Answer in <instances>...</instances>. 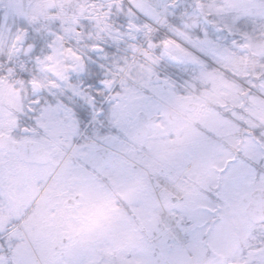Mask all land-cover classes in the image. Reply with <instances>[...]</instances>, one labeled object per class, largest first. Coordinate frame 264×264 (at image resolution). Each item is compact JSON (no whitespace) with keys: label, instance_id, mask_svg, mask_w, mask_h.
Returning <instances> with one entry per match:
<instances>
[{"label":"flooded vegetation","instance_id":"flooded-vegetation-1","mask_svg":"<svg viewBox=\"0 0 264 264\" xmlns=\"http://www.w3.org/2000/svg\"><path fill=\"white\" fill-rule=\"evenodd\" d=\"M222 5L223 33L248 54L249 65L252 55L256 56L264 73V0H234L233 3L223 0ZM158 68L162 73L161 66ZM1 69L4 67L0 66ZM240 76L261 75L249 72ZM33 87H29L27 79H20L18 71L0 75V261L70 264L61 262L62 257L80 254V233H97L100 220L115 224L116 217H127L131 230L125 237L115 236L107 250L100 252L110 264H257V258L264 252V221L249 218L246 207L254 191L264 188V183L251 184L249 193L241 196L240 205L232 200L238 191L237 185L223 184L225 175L234 169L230 165L244 160L252 161L257 180L264 179V119H251L252 113L260 116L264 110L252 104L250 112L248 105L225 103L215 112L228 111L236 119L223 115L222 120L197 119L205 116L199 115L198 94L193 92L196 107L189 110L190 102L186 103L193 119L180 121L177 114H183L171 106L167 119L161 114L157 122L148 125L145 134H140L135 121L133 138L145 137L157 143L158 158L154 160L140 148L146 166L138 168V164L129 162L137 171L136 175L132 172L135 182L128 180V186L119 188L113 146L122 140L139 149L132 136L126 137L116 130L95 136L96 123H92L90 128L84 126L93 135L88 141L82 140L85 145L76 144L82 132L68 149V142L57 143L49 133L40 134L39 128L21 131L25 126L33 129V122L28 118L31 114H25L28 100L33 98ZM11 95L19 102H8L7 97ZM226 124L237 128L227 136L237 147H226L232 157L228 156L221 167L213 168L207 159L197 160L196 154L194 157L201 166L197 171L192 168L191 158L182 165L177 163L176 157L180 158L181 153L193 157L189 151L190 136L184 135L186 125ZM58 136L63 139L64 132ZM43 138L46 143H40ZM185 142V150L181 152ZM39 147L46 149L47 161L33 158ZM250 150L256 151L253 159ZM94 181L104 193L89 206L91 216L86 218L82 215L88 208L86 186ZM122 187L129 189L122 190ZM133 202L151 209L135 215L131 208ZM163 211L172 215L178 231L164 222ZM221 225L225 231L222 239L216 235V232L220 235Z\"/></svg>","mask_w":264,"mask_h":264},{"label":"rangeland","instance_id":"rangeland-1","mask_svg":"<svg viewBox=\"0 0 264 264\" xmlns=\"http://www.w3.org/2000/svg\"><path fill=\"white\" fill-rule=\"evenodd\" d=\"M83 1L84 0L60 1V5H63L64 7V10L61 9V13L64 14L66 11L71 13L67 15V19H65V17L63 18L64 22L71 23L74 16L82 8L80 3ZM222 1L223 0H175V3L178 4L179 7L184 8L182 11L184 15H187L189 18H197L201 23H208L213 30V34L209 33L206 28H203L202 34L200 36H192L182 28H177L176 30L174 29V31H171L173 35L171 36V39H167L166 43H164L162 49L163 54H161L160 57L163 59L166 65L173 67L181 74L186 75L185 79L179 80L175 78L177 80V87L175 86L173 89L165 90L160 85L153 82L152 78L155 74L153 64L156 62L154 56H148L150 63H140L138 67H134L135 71H133L131 74L127 73L128 70L125 71V67L129 62L120 70L114 69L116 70V86L120 85V88L119 91L114 89L112 94H110L112 98L108 99L112 100L114 96L116 97L111 108V114H109V105L104 104L105 115L100 121L94 120L97 128L95 136L102 135L104 133L110 132L111 130H116L126 137L130 135L133 138L132 133L134 130L137 113L141 109H144L148 114L162 113L164 114L163 119L165 120L167 119V114L171 111V106H173L183 114H177V119L180 121H183L184 119H193L192 114L188 112L186 107V103L193 99L191 96V81L200 83L201 86L200 90H197V99L198 103L200 104L199 115H203L205 117L202 118L198 116L197 119H225L215 112L216 108L214 104L218 103H234L235 105L245 103L248 104V106L253 104L255 107L260 108V110H264V95H260L258 94L259 92L257 93L256 90L250 88L254 81V88L257 90L260 89L264 94V73L261 71L262 64L258 63V58L256 56L252 55V60H250L251 64H253V75H261L256 76V80L251 78L248 80H242V82L239 84H235L231 81L225 80L222 77L225 68L229 70V67L231 66L230 61L234 54L241 53L244 57L248 56V54L243 53L242 49L237 47V45H234V47L232 44H235L236 41L227 40V37L221 30L224 11ZM233 2L234 0H230V3ZM1 5L4 8V11L3 19L0 24V31L1 28L4 30L2 31V34L0 33V54L11 57L12 61L19 63L22 59V54L24 53V48H21L19 53L15 52V48L19 45L14 39V34L17 32V25L19 24V21L23 18L25 21L32 22L35 27L40 29L41 36H46L45 30L47 29L43 25L42 21H44L45 24H51V26L56 25V22L52 23L49 20H46V16L43 12H40L39 15L35 17L31 16L28 13L27 5L17 0L4 1ZM162 16L163 13L160 14L159 19H161ZM5 17H7V24L3 23ZM82 22L85 24L88 23L89 25L86 33L95 31L93 23H90L88 20H82ZM82 22L80 20L81 24ZM8 25L12 26L11 32H8L7 30ZM156 25L157 24L151 25L148 28V31H150ZM146 35V31L143 34L138 33L137 40L142 37L141 41H144ZM47 39L50 38L47 37ZM68 42L72 43L70 39ZM165 48L178 50L182 54H189V61H194L196 68L193 66L185 67L184 63L182 62L176 63L173 60L170 61L167 56L168 54H165L164 52ZM146 54H149V50L146 51ZM189 63L186 65H189ZM190 68H194L195 72H192ZM52 70L55 71V68ZM123 72L126 74V76L123 75ZM44 77V73L35 72L33 75L34 79L41 82L43 81ZM143 88H145V90H143ZM247 91H250V93L247 94ZM150 93H153L155 97L151 96ZM239 93L240 97L237 96ZM242 95L245 97V100H242ZM7 101L11 103L19 102L17 97L12 95L7 97ZM102 103V100L97 102V106ZM250 112H252L251 107ZM259 114L260 116H254L252 113L253 118L251 117V119H264V112L261 111ZM180 125L183 126L184 124L180 123ZM39 129L41 130L40 134L45 135V133H49L57 143L61 141L68 142V149L71 148L80 133L83 132L81 138H79L78 142L76 143L77 145L83 144L84 146L85 144L83 141H88L87 136H90L86 130H83L84 128H81V130L77 132L74 122H69L68 124L58 128H48L42 124ZM180 129L182 130L184 128L181 127ZM185 129L186 133H184V135L190 136V140L192 141L189 151L193 153V157H191V155L181 153L180 158L176 157V160L178 164L182 165L185 160H189L191 158V161H193L192 164H194L192 168H195L196 171L198 170L197 168H201V166L198 165V159H203V161L205 159L209 160L212 164V167L214 168L216 166L221 167L228 156L232 157V153L227 151V146L224 145L223 142H228L229 146L237 147V143L234 140L227 138V136L233 133V131H235L237 128H233L227 124L226 126H207L206 128L197 126L188 127L186 125ZM208 131H211L214 136L217 135L219 138H223L221 140H205L204 138L208 137ZM59 132H64L65 137L63 139L58 136ZM133 140H135L133 141L134 145H137L139 149H136L135 146H130L122 140L113 146L116 150L115 155L113 156L116 158L114 161V167L116 172V183L119 185V188L121 185L125 184L128 186L130 180L135 182L134 177H136L135 175L137 174V171L133 170L134 166L129 164V162L132 164H138V166H136L138 168L146 166V160L143 157V152L140 150V148L149 152L153 156L154 160L158 158L157 143H153L145 137H140L138 140L133 138ZM40 143H46L44 142V138L42 141H40ZM185 146L186 142L183 146H181V152L185 150ZM195 154L197 160L194 157ZM250 154V157L253 159L256 151L250 150ZM256 156L257 155L254 157ZM189 165L190 164H187L186 166ZM204 166L205 165L203 164L202 167ZM231 167L234 169L229 175H225L223 185H229L230 187L232 184L237 185L238 191L234 192L235 197L233 196L232 200L234 204L238 202L240 205L242 203L241 196L249 193L251 184L264 183V179L260 181L256 179V173L252 168V161L244 160L241 162H236L232 164ZM132 172H134L135 175H132ZM86 189L88 191V195H86L85 198L88 200V208L87 211L82 215L87 218L91 216V209L89 206L93 201H98L101 199L104 192L95 181L88 184ZM121 189L128 190L129 188L122 187ZM138 205V202H133L131 207L132 210L136 212L135 215L140 216L142 211L147 212L148 209H151L144 206L139 207ZM102 221L103 220H100L98 223L100 228L95 230L97 233L92 231L80 233V254L72 253V256L70 257L63 256L61 262L70 264H110L111 261H109L107 258H102L103 255L101 256L100 252L107 250V246H109L111 242L113 243L115 236H126L127 231L131 230V225L128 223L130 219H127V217H116L114 219L115 224H108V222L102 223ZM218 232L220 235L217 232L216 235L222 239L225 236V231L222 225L219 227ZM76 260L80 261L77 262Z\"/></svg>","mask_w":264,"mask_h":264},{"label":"snow or ice","instance_id":"snow-or-ice-1","mask_svg":"<svg viewBox=\"0 0 264 264\" xmlns=\"http://www.w3.org/2000/svg\"><path fill=\"white\" fill-rule=\"evenodd\" d=\"M181 11L175 0H163V3H157V0H120L119 4L93 2L81 8L68 26L56 12H49L46 19L52 23L59 21L58 30L47 28L46 36L50 37L47 39L40 37L39 28H33V40L26 47L23 41L28 37L31 25L23 26L26 21H22L14 34L19 45L15 52L19 53L24 48V54L31 58L35 71L44 73L45 77L42 82L38 81L28 71L20 76V79L27 78L29 87L34 85L33 98L28 100L25 113L31 114L28 118L33 122V129L25 126L21 131H34L42 124L48 128H58L74 122L79 132L81 124L90 128L94 120H101L105 115L104 104L109 105L111 114L116 97L104 100L99 106L97 99L103 100L105 94L116 86L114 69L123 67L120 63L122 58L117 54L134 51L137 34H143L151 25L157 24L161 13L167 20L178 16ZM114 14H117L115 23L111 20ZM80 20L93 23L95 31L84 33ZM3 23L7 24V17ZM11 28L8 25V32H11ZM159 30L157 28V32ZM69 39L72 43L68 42ZM167 39H171V36L159 40L151 38L150 44L160 46ZM2 62L8 68L0 70V75L6 76L9 71H16L8 56ZM163 79L158 76V80ZM0 264H7V261H0ZM257 264H264V252L257 258Z\"/></svg>","mask_w":264,"mask_h":264},{"label":"water","instance_id":"water-1","mask_svg":"<svg viewBox=\"0 0 264 264\" xmlns=\"http://www.w3.org/2000/svg\"><path fill=\"white\" fill-rule=\"evenodd\" d=\"M133 2H139V0H133ZM53 1L51 0H45L43 2V7L45 9H49L53 7ZM160 77V76H159ZM163 78V77H162ZM155 81H164L165 83H168L172 86V84L169 82L167 78H164L163 80H158V76H156ZM192 108V107H191ZM158 115H155L153 117L147 118V114L144 111H141L138 116V122L137 127L141 128L140 133H144L146 131V120L154 121ZM33 158L37 161H46L48 159V153L43 148H38L34 151ZM247 215L255 220V221H264V189H258L255 190L253 194V200L250 202L249 206L246 209Z\"/></svg>","mask_w":264,"mask_h":264},{"label":"trees","instance_id":"trees-1","mask_svg":"<svg viewBox=\"0 0 264 264\" xmlns=\"http://www.w3.org/2000/svg\"><path fill=\"white\" fill-rule=\"evenodd\" d=\"M2 8H0V21H1V14H2ZM111 20L113 23H115V21L117 20V14H114L112 17H111ZM22 21H25V19H21V22ZM28 25H31L30 22L26 21V23L23 24V26H28ZM56 25H57V22H56ZM163 26L166 27V28H169V29H173V27L175 26H182L184 27V19H181L179 18L178 16L176 17H169V19L165 20V22L163 23ZM88 28V25H85V30ZM33 27L31 25V27H29V35L27 37V41H26V45L27 43L31 42L33 40ZM196 34H200V27H196V31H195ZM162 33L161 32H157L153 35L152 38H155V39H162ZM37 39H39V37H37ZM139 43H135V46L138 45ZM149 46L152 48V50L154 51L155 54L158 53V51L160 50L161 48V45L160 46H152L150 44V42L148 43ZM121 48H124V45H121ZM134 51L132 52H128V51H123L121 53H118L117 56L122 58L120 59V63L124 66L125 63L127 62L128 58H130V56L132 55ZM154 53L152 55H154ZM26 56V55H24ZM139 62H149V60L147 59V57L145 56V48L142 49V51L136 55L135 57V60H134V64H137ZM29 68H28V72H30L31 70H35V66L32 64V63H29Z\"/></svg>","mask_w":264,"mask_h":264},{"label":"bare ground","instance_id":"bare-ground-1","mask_svg":"<svg viewBox=\"0 0 264 264\" xmlns=\"http://www.w3.org/2000/svg\"><path fill=\"white\" fill-rule=\"evenodd\" d=\"M157 3H163V0H157ZM38 2L34 3L31 5L29 13L32 16H37L39 15V8H38ZM66 26L70 25L71 23L69 22H65ZM168 53H170V57L174 58L175 62L177 61H183L186 62L188 59L187 54H182L180 53L178 50H170ZM233 63V67L236 68L239 71H243L245 70V58L242 55L239 54H234L231 58V62ZM166 186L170 187L169 183L166 182L164 179L161 180ZM162 216L164 219V222L171 228H173L175 231H178V228L176 227V223L174 218L172 217V215L170 213H168L167 211H163L162 212Z\"/></svg>","mask_w":264,"mask_h":264}]
</instances>
